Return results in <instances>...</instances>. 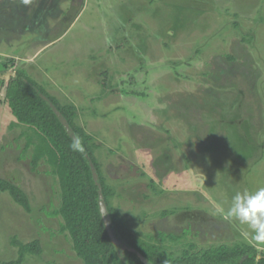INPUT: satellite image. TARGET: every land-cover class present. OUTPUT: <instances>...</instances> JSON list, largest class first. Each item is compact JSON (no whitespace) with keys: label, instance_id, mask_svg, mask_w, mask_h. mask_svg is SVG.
Here are the masks:
<instances>
[{"label":"rangeland","instance_id":"rangeland-1","mask_svg":"<svg viewBox=\"0 0 264 264\" xmlns=\"http://www.w3.org/2000/svg\"><path fill=\"white\" fill-rule=\"evenodd\" d=\"M39 1L23 19L0 0V179L31 207L0 192V264L35 240L23 264H83L49 215L57 179L31 169V132L5 104L19 71L75 106L129 233L174 256L189 244L264 254L225 218L236 192L264 187V0H57L37 19Z\"/></svg>","mask_w":264,"mask_h":264},{"label":"trees","instance_id":"trees-1","mask_svg":"<svg viewBox=\"0 0 264 264\" xmlns=\"http://www.w3.org/2000/svg\"><path fill=\"white\" fill-rule=\"evenodd\" d=\"M4 100L16 122L31 132L24 147L25 151L32 147L31 169L36 171L44 162L57 179L60 206L49 215L61 218L59 231L68 235L83 264H264V254L248 244L205 250L189 244L181 255L174 256L162 246L138 239L125 229L110 204L112 191L95 157L97 144L76 123L75 106L48 95L21 71L10 76ZM76 140L83 152L73 150ZM0 192H7L16 204L31 212L27 198L15 185L0 179ZM159 238L177 243L182 236L160 233ZM13 244L18 247V257L3 264H23L27 255L40 253L37 240Z\"/></svg>","mask_w":264,"mask_h":264},{"label":"clouds","instance_id":"clouds-1","mask_svg":"<svg viewBox=\"0 0 264 264\" xmlns=\"http://www.w3.org/2000/svg\"><path fill=\"white\" fill-rule=\"evenodd\" d=\"M20 3L29 5L32 0H20ZM72 148L78 152L84 151L79 140L73 143ZM225 218L246 226L244 235L256 245H264V187L254 192H236L226 210Z\"/></svg>","mask_w":264,"mask_h":264},{"label":"flooded vegetation","instance_id":"flooded-vegetation-1","mask_svg":"<svg viewBox=\"0 0 264 264\" xmlns=\"http://www.w3.org/2000/svg\"><path fill=\"white\" fill-rule=\"evenodd\" d=\"M7 1V3H9V0H6ZM13 4H11V2H10V5L11 6H21L22 8H21V11L22 12H20V14H21V16L23 17V19H25V18H28V17H31L30 15H31V11L33 10L32 8H31V6L29 5L27 8L25 7V5H22L21 3H20V0H10ZM34 0H32V2H33ZM55 2V1H57V0H44L43 2H41V0L39 1V3L37 4V6H38V9L37 10H35L34 9V11H38L39 12V15L38 14H36V15H38L36 18L37 19H40L41 17H42V15H44V13L45 14H47V12L49 11V10H51L52 9V6H53V4L54 3H52V2ZM49 15V14H48ZM51 16H54V18L57 16V14H55V15H53V14H50ZM66 18V17H65ZM65 18H63V19H65ZM61 24H62V22H61ZM56 26V25H55ZM51 30H52V28H50ZM49 29V30H50ZM48 30V31H49ZM54 30H56V28L54 27Z\"/></svg>","mask_w":264,"mask_h":264},{"label":"water","instance_id":"water-1","mask_svg":"<svg viewBox=\"0 0 264 264\" xmlns=\"http://www.w3.org/2000/svg\"><path fill=\"white\" fill-rule=\"evenodd\" d=\"M3 77H5V75L4 76L0 75V78H3Z\"/></svg>","mask_w":264,"mask_h":264}]
</instances>
